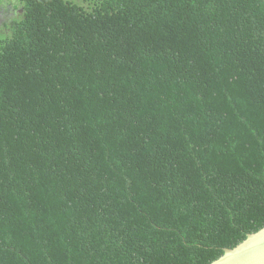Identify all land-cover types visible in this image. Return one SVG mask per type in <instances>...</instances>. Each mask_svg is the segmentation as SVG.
Here are the masks:
<instances>
[{
	"label": "trees",
	"instance_id": "1",
	"mask_svg": "<svg viewBox=\"0 0 264 264\" xmlns=\"http://www.w3.org/2000/svg\"><path fill=\"white\" fill-rule=\"evenodd\" d=\"M264 229V0H0V264H212Z\"/></svg>",
	"mask_w": 264,
	"mask_h": 264
},
{
	"label": "water",
	"instance_id": "2",
	"mask_svg": "<svg viewBox=\"0 0 264 264\" xmlns=\"http://www.w3.org/2000/svg\"><path fill=\"white\" fill-rule=\"evenodd\" d=\"M212 264H264V229L249 235L235 249H226L225 254Z\"/></svg>",
	"mask_w": 264,
	"mask_h": 264
}]
</instances>
